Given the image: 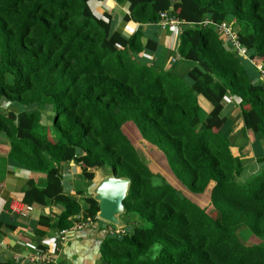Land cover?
Instances as JSON below:
<instances>
[{"label": "trees", "instance_id": "16d2710c", "mask_svg": "<svg viewBox=\"0 0 264 264\" xmlns=\"http://www.w3.org/2000/svg\"><path fill=\"white\" fill-rule=\"evenodd\" d=\"M89 1L0 0V103L9 104L0 111L3 158L41 174L23 182L20 202L56 206L53 217L38 216L39 228L71 230L97 212L92 170H108L129 185L123 232L100 241L102 263L264 264V154L257 152V167L242 176L221 114L230 97L242 132L264 141V76L199 24L233 22L249 59L264 71V0H115L127 8L121 23H159L161 12L181 22L183 73L142 57L156 49L155 39L112 30L110 14L97 17ZM198 97L211 106L203 117ZM126 126L163 156L179 185L207 191L208 204L198 206L152 173ZM69 160L79 165L78 201L65 195L59 174ZM249 236L259 241L245 244Z\"/></svg>", "mask_w": 264, "mask_h": 264}, {"label": "crops", "instance_id": "0c3cea01", "mask_svg": "<svg viewBox=\"0 0 264 264\" xmlns=\"http://www.w3.org/2000/svg\"><path fill=\"white\" fill-rule=\"evenodd\" d=\"M88 5L97 17H100L102 12L109 13L112 30H119L123 36L126 37L135 30H141L144 40L154 38L156 49L143 52L142 57L148 60L158 59L163 66L169 64L176 73H183L187 70L188 63L180 59L176 53L180 25L166 24L162 26L160 23L138 24L132 21L121 23V13L123 11L127 12V8L115 0H90ZM133 24H135L134 28H132ZM197 101L204 111L211 108L209 103L201 97H198ZM7 107L8 104L0 103V111ZM228 109L235 110L237 106L230 97H224L221 114L227 117ZM45 110L47 111L48 108ZM45 116L47 117V114ZM238 122L241 128L239 113ZM6 152L7 140L0 135V262L10 260L14 264H26L21 262L22 259L14 261L13 257H24L30 253L33 246L44 245L49 247L50 250H56L53 264H104L98 257L99 243L105 234L109 233V229L118 226L104 221L95 214V217L91 219V223L69 230L66 240H55L53 237L55 232L46 228H39L36 221L42 212L47 213L49 217H53V214L57 213L59 208L30 204L31 209L23 214L13 210V206L17 208L24 206L20 202V189L23 182L30 177L37 179L41 174L3 162V159H6L3 158ZM258 153L261 154V152ZM78 170L79 166L69 160L62 163L59 172L61 180H63L65 195L76 201L79 197L74 193L73 182ZM121 222L123 223L122 220Z\"/></svg>", "mask_w": 264, "mask_h": 264}, {"label": "rangeland", "instance_id": "374dc122", "mask_svg": "<svg viewBox=\"0 0 264 264\" xmlns=\"http://www.w3.org/2000/svg\"><path fill=\"white\" fill-rule=\"evenodd\" d=\"M134 24L132 25V27ZM4 102V101H3ZM4 104H8L4 102ZM9 105V104H8ZM211 109V108H210ZM209 109V110H210ZM209 110L204 111L200 109V116L203 117ZM227 117L229 121L225 126V136L228 140L231 141V145L229 147L231 153L236 158L243 160L242 164L244 166V172L242 176H247L249 173L253 172V168L257 167L255 164V156L257 152H261L264 154V141L262 139H253L247 133L242 132L239 122H238V111L237 109L232 110L228 109ZM49 128V126H47ZM124 133L127 134V137L130 139L134 148L137 151V154L142 162H144L150 171L154 174H159L166 179L169 180L171 186H173L176 190H178L184 197L194 202L200 207H205L208 204V192L204 191L201 194H194L188 192L183 186L179 185L177 181L172 179L169 175V170L166 166V163L163 159V156L154 149L148 142L140 138L137 134V131L130 126L124 127ZM3 162H8L5 159ZM68 165V164H67ZM100 170H92V178L91 180L96 182L99 177L103 174ZM109 174L108 170H106V174ZM241 177H238L236 180L241 181ZM119 219H123L122 216H119ZM125 219V218H124ZM128 226V224H126ZM125 224L123 222V226L121 227H112L109 229V233H122ZM117 230V232H115ZM122 230V231H120ZM259 240L255 237L249 236L245 241V244L248 243H257Z\"/></svg>", "mask_w": 264, "mask_h": 264}, {"label": "built area", "instance_id": "2783aa9c", "mask_svg": "<svg viewBox=\"0 0 264 264\" xmlns=\"http://www.w3.org/2000/svg\"><path fill=\"white\" fill-rule=\"evenodd\" d=\"M159 23L163 25H180L181 22L177 20L176 18L169 16L166 12H161L159 14ZM200 25L202 26H210L213 28V30L216 32L218 39L223 42V44H226V47L229 51L232 53H235L237 56H239L241 59L246 60L247 62L253 64L255 68L260 72L261 76H264V71L261 69L260 63H254L252 62L247 54L246 47L239 41L235 24L233 22H227V21H221V22H213L208 18H203L200 22ZM135 27V24L132 28ZM78 165V164H77ZM79 166V165H78ZM31 209L30 205L24 204L21 208H17L16 206H13V210L20 212V214H23L25 211H28ZM91 223V219L85 218L80 219L79 221H76L72 229L79 228L83 225H87ZM69 230L61 229L54 233V239L58 241L66 240L67 233ZM122 231V230H120ZM117 232V230L115 231ZM56 250H50L49 247L46 246H33L32 250L29 254H27L24 257L14 256V261H19V259H22L21 262H24L26 264H53L54 262V255Z\"/></svg>", "mask_w": 264, "mask_h": 264}, {"label": "water", "instance_id": "95a60500", "mask_svg": "<svg viewBox=\"0 0 264 264\" xmlns=\"http://www.w3.org/2000/svg\"><path fill=\"white\" fill-rule=\"evenodd\" d=\"M174 0H169L170 5ZM129 185L126 177L103 175L90 188V197L97 204L96 216L116 226H123L119 216L123 213L122 199Z\"/></svg>", "mask_w": 264, "mask_h": 264}]
</instances>
